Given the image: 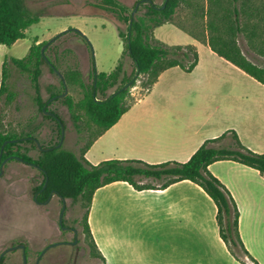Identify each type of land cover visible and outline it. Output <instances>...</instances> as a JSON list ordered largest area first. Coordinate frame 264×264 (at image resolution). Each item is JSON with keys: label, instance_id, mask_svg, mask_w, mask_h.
<instances>
[{"label": "rangeland", "instance_id": "rangeland-1", "mask_svg": "<svg viewBox=\"0 0 264 264\" xmlns=\"http://www.w3.org/2000/svg\"><path fill=\"white\" fill-rule=\"evenodd\" d=\"M119 1L130 10L135 2ZM94 2L95 0H25L27 8L39 14L40 19L25 31V39L18 40L10 47L0 45V81L5 60L25 57L33 39L48 42L58 34L61 35L44 51L48 50L52 57L54 52L60 54L63 50L70 49L71 53L63 56V64L71 69L78 67L85 83H91V61L97 73H109L122 61L125 74L130 76L133 64L127 56L122 58L124 46L118 37V28L124 30L125 26L111 13L93 7L91 4ZM154 3L160 5L162 0H154ZM154 37L170 46L193 44L186 33L173 25L166 24L156 28ZM238 43L248 59L260 62L258 57L247 50L241 39ZM199 53L201 57L207 54L201 48ZM41 69L40 96L46 101L50 91H61V87L56 74L50 72L46 65H42ZM6 70V92L0 98V130L16 134L30 132L43 144L53 141L55 124L42 118L33 102L34 92L27 77L19 73L10 62ZM180 70L173 69L172 74L154 89L148 101L178 105L180 112L177 118L189 120L191 113L187 105L195 96L184 93L199 86V68L190 73ZM142 81L143 77L135 76V86L129 90L127 105L132 106L147 94L141 85ZM164 88L168 95L162 94ZM115 89L116 87L110 89L107 95ZM9 95L12 96L11 99L6 100ZM67 96L77 102L82 98V92L77 87L67 86ZM61 99L63 98L59 97L50 109L64 123L62 147L78 155L83 142L79 141ZM229 143L231 140L228 137L220 145L227 146ZM20 152H25L33 159L38 155L37 150L29 145H23ZM41 181L40 171L31 164L16 159L3 160L0 173V254L12 246L23 244L28 256L27 264H34L46 246L57 242H73L75 237L72 232L61 230L58 225L62 207L58 197L53 195L46 204L34 201ZM144 182L154 185L162 183L150 180ZM175 193L190 199L189 217L181 219V215H178L174 219L163 218V214L158 212L162 211L160 204L156 209L154 206L150 208L147 216L151 229H143L139 227L141 214L136 213V193L127 183L117 182L98 190L91 205L90 224L94 241L105 258V264H231L230 256L241 263L254 264L245 257L237 243L227 246V252L221 249L214 233L215 227H210L203 216L211 209L202 204L201 199L205 195L188 188L175 190ZM65 204L63 223L65 227L77 231V241L75 244L47 249L38 264H102V261L91 256L88 241L82 233L83 209L79 203L71 204L69 200ZM21 263L19 249L4 256V264Z\"/></svg>", "mask_w": 264, "mask_h": 264}, {"label": "trees", "instance_id": "trees-1", "mask_svg": "<svg viewBox=\"0 0 264 264\" xmlns=\"http://www.w3.org/2000/svg\"><path fill=\"white\" fill-rule=\"evenodd\" d=\"M137 3L139 6L132 17L131 12ZM91 5L111 13L125 26L124 30L118 28V37L124 46L122 58L127 56L133 64L132 74H125L122 61L109 73H97L91 61V83H85L78 67L71 69L63 64V56L71 53L70 49H65L60 54L54 52L52 57L48 50L41 55L40 50L46 41L37 43L33 39L25 57L10 58L3 62L0 98L6 92V66L10 62L19 73L27 77L34 92L33 102L42 118L55 124V138L48 144H43L30 132L16 134L0 130V149L4 142L13 141L4 145L1 162L6 158L19 157L24 163L34 165L40 171L42 181L37 187V192L40 191L38 201L46 200L50 192H54L60 201L65 199L71 204L79 203L83 209L82 233L88 241L91 256L102 261V264H105V259L92 238L88 223L94 193L116 182L127 183L132 189L142 191L162 190L180 181L197 185L215 204L218 233L226 247L237 243L245 256L257 264L242 247L234 199L207 169L214 162L231 160L255 169L264 176V154L247 149L233 131L206 140L184 163L168 161L148 164L141 160L111 159L92 165L84 155L131 107L126 102L130 88L135 86L136 75L144 78L141 85L148 93L164 71L177 67L190 73L196 67L198 53L195 47L170 46L156 40L154 30L160 26L170 24L177 27L264 86V0H162L160 5H156L154 0H135L131 10L119 0H95ZM39 19V14L27 8L25 0H0V45L10 47L18 40L25 39V31L37 24ZM239 39L260 62H253L246 57L238 43ZM42 65H46L54 74L58 71L63 78L62 80L56 74L61 91H50L46 101L40 96ZM127 84L129 86L123 89ZM64 86L77 87L82 92V98L77 102H73L70 96L60 100L67 108L79 141L83 142L78 155L62 146L54 148L60 138V123L63 127L64 123L50 106L59 100ZM114 87V92L107 95ZM11 97L7 96L6 100ZM43 109L53 116L43 114ZM226 137L230 138L231 143L227 146L220 145ZM33 139L38 141L41 149L47 150L37 149ZM23 145L37 150V157L33 159L25 152H20ZM146 180L162 183L157 187L144 182ZM44 184L46 186L42 189Z\"/></svg>", "mask_w": 264, "mask_h": 264}, {"label": "crops", "instance_id": "crops-1", "mask_svg": "<svg viewBox=\"0 0 264 264\" xmlns=\"http://www.w3.org/2000/svg\"><path fill=\"white\" fill-rule=\"evenodd\" d=\"M191 40L193 44L190 45L198 53V63L193 70L199 68V86L184 93L195 96L187 105L191 118L179 120L178 105L148 101L161 81L171 75L173 69L179 68L168 69L144 97L136 101L114 126L92 144L84 155L87 162L96 165L117 159L141 160L148 164L168 161L184 163L203 142L228 131H233L240 143L250 151L264 154V86L218 57L208 46ZM37 43L41 41L37 40ZM200 48L207 53L204 57L199 53ZM166 91L164 88L162 94L168 95ZM207 169L235 201L238 235L244 251L257 264H264V176L231 160L214 162ZM186 188L205 195L201 199L202 204L211 209L203 216L210 227H215L216 239L221 249L227 252L218 233L215 204L202 189L189 181H180L162 190L136 191L131 188L136 193V213L142 217L139 227L151 229L147 216L150 208L154 206L156 209L160 204L162 211L158 212L163 214V218L174 219L178 215H181V219L189 217L190 199L175 193V190ZM90 214L91 207L88 223L92 235ZM230 259L231 264H241L236 258L230 256Z\"/></svg>", "mask_w": 264, "mask_h": 264}, {"label": "water", "instance_id": "water-1", "mask_svg": "<svg viewBox=\"0 0 264 264\" xmlns=\"http://www.w3.org/2000/svg\"><path fill=\"white\" fill-rule=\"evenodd\" d=\"M138 6H139V3H137V4L134 6V8H133V10H132V12H131V16H132V17L135 15ZM60 35H61V34H58L57 36H55L54 38H52L51 40H49L48 42H46V43L42 46V48H41V50H40L41 55H43V53H44V49H45L49 44H51V43H52L57 37H59ZM55 73H56V74H57V75L63 80L62 75H61L58 71H55ZM136 76H137V75H136ZM63 84H64V81H63ZM128 86H129V84L125 85V86L123 87V89H126ZM66 96H67V88L64 86V92H63L61 95H59V97L65 98ZM43 114H45V115H47V116H53L52 113L47 112V111H45L44 109H43ZM63 130H64V128H63L62 124L60 123V138H59L58 143L54 146V148H56V149H57V148H60V147L62 146V143H63V136H64V135H63V134H64V133H63ZM14 141H16V140H14ZM33 141L35 142V144H36V146H37V148H38L39 150H41V151H46V150H47V149H41L40 146H39V143H38V141H37L36 139H33ZM7 142H13V141H6V142H4L3 145H2V147H1V149H0V173H1L2 166H3V161L1 162V157H2V153H3V147H4V145H5ZM14 159L23 162V160L20 159L19 157H14ZM31 165H32V164H31ZM32 166H34V165H32ZM34 167H35V166H34ZM45 186H46V184L43 185L42 189H44ZM39 193H40V191L37 192L36 195L34 196V201H35L36 203L38 202V200H37V196L39 195ZM53 195H55V193H54V192H50L48 198L44 201V204L48 203ZM65 201H66L65 199H61L62 207H61V210H60V213H59V217H58V225H59V227H60L61 230L72 232V233L75 235V240H74V242L72 243V244H75L76 241H77V240H76V234H77V231H76L74 228L65 227V226H64V223H63V216H64V212H65V208H66ZM24 248H25V247H24L23 244H19V245H17V246H12V247L8 248L4 253H2V254L0 255V259L2 258V256H3L5 253L10 252V251H14V250H17V249H20L21 252H22V264H26V256H25V249H24ZM44 252H45V250L40 254V256L43 255Z\"/></svg>", "mask_w": 264, "mask_h": 264}, {"label": "flooded vegetation", "instance_id": "flooded-vegetation-1", "mask_svg": "<svg viewBox=\"0 0 264 264\" xmlns=\"http://www.w3.org/2000/svg\"><path fill=\"white\" fill-rule=\"evenodd\" d=\"M45 201V200H44ZM44 201H38L37 202V204H44ZM70 228V227H69ZM69 232V231H68ZM74 240H75V237H74ZM74 240H73V242H74ZM73 242H57V243H54V244H51V245H49V246H46L44 249H45V251L47 250V249H49V248H51V247H54V246H57V245H67V244H72ZM19 245V244H18ZM17 246V245H16ZM25 247V246H24ZM25 249V256H26V264H27V262H28V256H27V252H26V248H24ZM44 249H43V251H44ZM20 250V249H19ZM6 251V250H5ZM15 251V250H14ZM20 252H21V250H20ZM4 253V252H3ZM8 253V252H7ZM42 253V251L39 253V256L37 257V259L35 260V262H34V264H38V262H39V259H40V257L42 256H40V254ZM2 254V253H1ZM0 254V255H1ZM44 254V253H43ZM6 255V253L2 256V258L0 259V264H4V256ZM21 258H22V252H21ZM22 264V263H21Z\"/></svg>", "mask_w": 264, "mask_h": 264}]
</instances>
